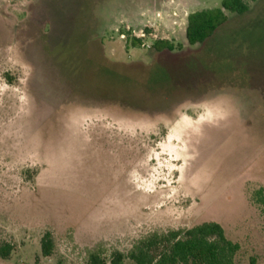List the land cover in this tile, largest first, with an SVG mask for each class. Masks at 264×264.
Masks as SVG:
<instances>
[{"label": "rangeland", "instance_id": "obj_1", "mask_svg": "<svg viewBox=\"0 0 264 264\" xmlns=\"http://www.w3.org/2000/svg\"><path fill=\"white\" fill-rule=\"evenodd\" d=\"M222 1L0 0V264L207 222L264 264V0L190 46L188 16Z\"/></svg>", "mask_w": 264, "mask_h": 264}, {"label": "trees", "instance_id": "obj_2", "mask_svg": "<svg viewBox=\"0 0 264 264\" xmlns=\"http://www.w3.org/2000/svg\"><path fill=\"white\" fill-rule=\"evenodd\" d=\"M263 0H223L221 7L203 9L191 13L187 19L186 39L190 46L203 44L224 25L230 14L243 15L251 10V3ZM134 47L141 41L133 40ZM157 51H174L170 41H158ZM181 48V47H180ZM256 202L264 206V190L256 193ZM14 248L9 243L0 245V259H10ZM44 257H51L55 242L51 232H46L41 240ZM240 251L237 243L229 240L223 227L217 222H207L189 229L155 233L134 244L127 252L113 251L106 258L98 248L89 251L88 264H236L235 258Z\"/></svg>", "mask_w": 264, "mask_h": 264}, {"label": "built area", "instance_id": "obj_3", "mask_svg": "<svg viewBox=\"0 0 264 264\" xmlns=\"http://www.w3.org/2000/svg\"><path fill=\"white\" fill-rule=\"evenodd\" d=\"M161 17V14H158L157 16H156V18H160Z\"/></svg>", "mask_w": 264, "mask_h": 264}]
</instances>
